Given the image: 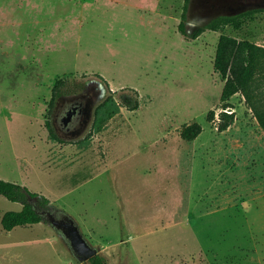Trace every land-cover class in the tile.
Returning <instances> with one entry per match:
<instances>
[{
    "label": "rangeland",
    "instance_id": "1",
    "mask_svg": "<svg viewBox=\"0 0 264 264\" xmlns=\"http://www.w3.org/2000/svg\"><path fill=\"white\" fill-rule=\"evenodd\" d=\"M184 4L0 0V178L49 197L109 264H264V129L240 93L234 123L218 129L224 80L214 68L222 33L264 45V10L188 40ZM192 4L189 29L264 9V0ZM63 76L74 92L98 85L121 99L136 89L141 105L82 144L53 140L45 118ZM193 121L203 130L189 141L181 128ZM22 206L0 194V264H90L47 217L5 230L3 214Z\"/></svg>",
    "mask_w": 264,
    "mask_h": 264
},
{
    "label": "trees",
    "instance_id": "2",
    "mask_svg": "<svg viewBox=\"0 0 264 264\" xmlns=\"http://www.w3.org/2000/svg\"><path fill=\"white\" fill-rule=\"evenodd\" d=\"M190 3L191 0H185L182 19L178 24L179 31L188 40L197 39L206 30L222 31L228 25L239 28L241 26V19L244 16L264 10L253 8L237 14H221L212 18L205 25L189 29L188 9ZM214 68L220 73L224 80L221 93L223 104L219 112L218 129L220 131L226 130L234 123L236 112L229 111L228 108H234V104L231 103L230 98L236 93H240L245 97L248 107L252 110L254 116L264 129V45L247 38H239L231 34L222 33L218 40L214 58ZM97 76L106 82L102 76ZM69 84L70 80L68 76H63L55 80L53 97L50 102L51 109L54 108L56 99L60 93L74 92L71 90L72 85ZM108 84L109 83L106 82V85ZM129 89L131 92L125 95L124 98H116L113 96V92H110V94L97 105L92 129L84 138L76 141H67L58 135L52 121L50 118H47L46 125L49 128L50 137L59 142L82 144L84 141L88 140L95 131H101L107 122L120 112L122 107H127L131 110H136L140 107L141 100L138 90L133 88ZM215 118L216 111L215 109H211L208 113V119L212 121ZM202 130V124L198 121H193L182 126L181 136L186 140L192 141L197 138ZM0 194L23 204L20 210H9L3 214L2 224L7 231L12 230L17 225H28L41 222L44 220V217L39 212V209L54 205L50 203V199L46 195L32 191L25 185L3 178H0ZM89 261L90 264H109L106 256L100 252L91 257Z\"/></svg>",
    "mask_w": 264,
    "mask_h": 264
},
{
    "label": "flooded vegetation",
    "instance_id": "3",
    "mask_svg": "<svg viewBox=\"0 0 264 264\" xmlns=\"http://www.w3.org/2000/svg\"><path fill=\"white\" fill-rule=\"evenodd\" d=\"M98 85H84V87L72 93H60L56 99L55 106L52 111L51 119L53 126L57 131L64 134V137H72L78 132H81L86 127L90 118L88 106L100 94ZM58 133V132H57ZM60 137L61 134H58ZM65 139V138H64ZM57 206L49 205L40 208L39 211L43 217H54L61 222L67 221L68 216L71 217L63 210L56 208ZM61 235H66L70 239V232L67 228L57 227Z\"/></svg>",
    "mask_w": 264,
    "mask_h": 264
},
{
    "label": "water",
    "instance_id": "4",
    "mask_svg": "<svg viewBox=\"0 0 264 264\" xmlns=\"http://www.w3.org/2000/svg\"><path fill=\"white\" fill-rule=\"evenodd\" d=\"M192 7H193V4H192V0H191V3L189 5V9H188V18L191 15L190 13H191ZM221 14L231 15V13H222V12L219 13V15H221ZM210 20L206 21L202 25H205ZM101 88H102L103 92L106 91L103 86H101ZM107 96L108 95H106V93L99 95L97 97V99L94 100L90 106H88L90 118L87 122L86 127H84V129L81 132H78L76 135H74L72 137H64V138H66V139H79L83 136H86V134H87L86 132L93 125V121H94V117H95V109H96L97 105L99 103H101ZM49 222L52 223V225H54L55 227H62L64 229L67 228V230L70 232L71 246L74 250L76 257L79 259L80 262L89 261L91 257H93L94 255L99 253L98 247L95 245H92L88 241V239L82 233L80 226L78 225V223L76 222V220L73 217L68 216V220L64 221V222L56 220L54 217H50Z\"/></svg>",
    "mask_w": 264,
    "mask_h": 264
},
{
    "label": "crops",
    "instance_id": "5",
    "mask_svg": "<svg viewBox=\"0 0 264 264\" xmlns=\"http://www.w3.org/2000/svg\"><path fill=\"white\" fill-rule=\"evenodd\" d=\"M46 120H45V123H46V121H47V118H45ZM68 144H72V143H68Z\"/></svg>",
    "mask_w": 264,
    "mask_h": 264
}]
</instances>
